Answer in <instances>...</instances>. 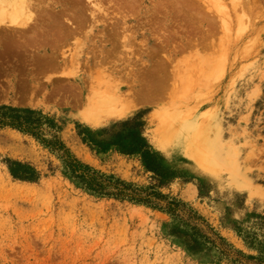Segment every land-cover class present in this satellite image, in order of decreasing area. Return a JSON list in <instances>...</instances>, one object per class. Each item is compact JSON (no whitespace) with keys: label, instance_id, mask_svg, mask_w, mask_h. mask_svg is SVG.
<instances>
[{"label":"rangeland","instance_id":"rangeland-1","mask_svg":"<svg viewBox=\"0 0 264 264\" xmlns=\"http://www.w3.org/2000/svg\"><path fill=\"white\" fill-rule=\"evenodd\" d=\"M132 1L84 0L63 69L0 33V264H264V0Z\"/></svg>","mask_w":264,"mask_h":264},{"label":"bare ground","instance_id":"bare-ground-1","mask_svg":"<svg viewBox=\"0 0 264 264\" xmlns=\"http://www.w3.org/2000/svg\"><path fill=\"white\" fill-rule=\"evenodd\" d=\"M6 1L9 2V4L11 6L14 7L13 14L15 16H22L23 15L26 17V21H24L22 23L18 22L17 20H11L10 22H7L6 18L11 13L8 11L7 7L4 10L2 8H0V33L2 32L4 34L5 32L7 33V31H9V32H11V37H12L11 41L8 39L11 43H9V41L7 39H6V41L2 40V41L6 42V43H4L3 47H5L6 44L8 43V45H7L8 51H10V52L15 51L16 53L21 52L25 55L29 51V48L34 49L36 47H39V49L43 52V54L41 57L38 58V66H41V67H43V69H46V70H48L49 68L50 69H59V68L61 69V67L63 69V67L65 65H67V63L69 64V59H70V63L77 62V61L81 60L80 58L76 59L74 57L68 58L65 53L61 52V48L64 46V44L68 43L70 38L75 36L76 32H79L80 30L84 29V27L88 23V20H89L88 17L89 16L87 17V15L84 13L86 11H84L83 7L81 6L82 5L81 3H83L84 0H6ZM88 1L95 3L94 4L95 7L100 9L101 5L98 2L96 3V0H88ZM157 1H158L157 2L158 5H154V7H152L153 10L150 11V13H151V15H153V14H156V15L161 14V16L163 15L165 17V19H164L165 24L162 23L163 25H157V27H156L155 25L158 23V21H157V23H154L155 25H154L152 31H155V32H156V30L164 31L167 28L166 23L168 22V19L170 18V17L168 18L169 12H171V14H172L174 11V13H176L175 15L180 16V17H185L186 15L187 16L190 15L191 18L195 15L194 14L195 12L197 13L196 16H198V13H199V11L197 10V9H199V7L196 8L195 12L193 13L194 9H191V7H189L191 10L188 9V11H186L182 4L181 5L178 4L180 2H177L178 6H176V5L172 4L173 0H157ZM231 1H232L234 13H237L240 10L243 12V11H245L246 7L257 2V1H253V0H231ZM86 2H87V0H86ZM118 2H121V3H118L119 7L120 6H122V7L127 6V8L126 7L125 8L130 9V10H131V7L128 8V6L134 5V2L132 0H118ZM195 2H197V1H195ZM192 4H193V6L196 5L194 3H192ZM59 8H62V9H59ZM112 8H114V7H112ZM125 8H123V9H125ZM31 9L32 10L34 9L35 11L33 12ZM99 9L97 11H101ZM186 12H188L189 14ZM93 13H92V16H93ZM123 17L124 16H122V18ZM152 19H151V22H152ZM196 19H197V17L195 18V20ZM152 24H150V25H152ZM121 28H122V26H121ZM165 31L167 32V30H165ZM7 34L9 35V33H7ZM4 35H2V36H4ZM0 36H1V34H0ZM9 37H10V35H9ZM167 37H168V35H167ZM160 39H161V37H160ZM2 41H0V42L2 43ZM168 41H170V37H168V39H163L162 43L166 44V43H168ZM125 45H126V43H125ZM192 46H193V44H192ZM8 51L6 52L4 50V52H6V53H9ZM4 52H2V54ZM15 52H13V53H15ZM101 53H102V51H101ZM23 58H24V56H23ZM103 58H104V56H103ZM166 60H167V58H166ZM85 62L87 65H89L92 63V60H89V61L85 60ZM103 63H104V61H103ZM163 66H164V64H163ZM88 69H90V68H88ZM150 77H151V80L156 78V76L152 75V73H151ZM153 81H155V80H153ZM148 88H151V87L148 86ZM140 90H141V88H140ZM149 92H150V90H149ZM154 92H156V90H154ZM203 146L205 147L206 152L203 149L204 150V151H202L203 154L194 153V158H196L198 163L206 169L214 170L215 168H218L219 164L212 161V159H210L211 155L208 153L206 145H203ZM204 152H205V154H204ZM208 157H209V159H208Z\"/></svg>","mask_w":264,"mask_h":264},{"label":"trees","instance_id":"trees-1","mask_svg":"<svg viewBox=\"0 0 264 264\" xmlns=\"http://www.w3.org/2000/svg\"><path fill=\"white\" fill-rule=\"evenodd\" d=\"M9 122L12 125L18 126L20 128L25 129H32L30 121L28 120L27 116H20L18 113H11L8 116ZM67 165L71 168V170L76 173L77 175L81 177L89 178V182L87 183H93L96 180L97 185L102 187V184L98 183L97 178L94 177L92 174H89L90 168L88 166H85L81 164L77 159H72L71 161H67ZM97 173V172H96Z\"/></svg>","mask_w":264,"mask_h":264}]
</instances>
